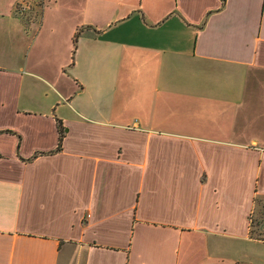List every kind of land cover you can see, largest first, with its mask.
<instances>
[{"label":"crops","instance_id":"crops-1","mask_svg":"<svg viewBox=\"0 0 264 264\" xmlns=\"http://www.w3.org/2000/svg\"><path fill=\"white\" fill-rule=\"evenodd\" d=\"M257 200L264 0H0V264H264Z\"/></svg>","mask_w":264,"mask_h":264},{"label":"trees","instance_id":"trees-1","mask_svg":"<svg viewBox=\"0 0 264 264\" xmlns=\"http://www.w3.org/2000/svg\"><path fill=\"white\" fill-rule=\"evenodd\" d=\"M60 134H61V138H60L59 150H62V144H63V140L65 137V131L63 129L62 124H60ZM257 210L261 211V213H259L261 215V218L260 220H258V218L257 220H255V217L253 216L252 225H251V228H252L251 235L255 239H261L263 237V233H261L259 228L257 227L258 226L261 227L264 221V205L262 204V201L260 200H257Z\"/></svg>","mask_w":264,"mask_h":264},{"label":"rangeland","instance_id":"rangeland-1","mask_svg":"<svg viewBox=\"0 0 264 264\" xmlns=\"http://www.w3.org/2000/svg\"><path fill=\"white\" fill-rule=\"evenodd\" d=\"M259 213H261V211L258 210L257 215L255 216V220H257V218H258V220H260L261 215ZM257 228H260V226H258Z\"/></svg>","mask_w":264,"mask_h":264}]
</instances>
